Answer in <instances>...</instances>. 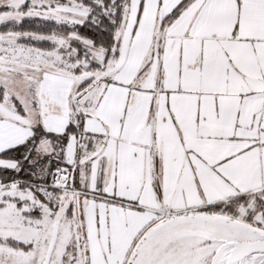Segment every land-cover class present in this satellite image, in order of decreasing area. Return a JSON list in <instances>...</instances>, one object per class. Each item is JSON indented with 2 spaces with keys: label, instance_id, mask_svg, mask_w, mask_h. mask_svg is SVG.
Returning <instances> with one entry per match:
<instances>
[{
  "label": "snow or ice",
  "instance_id": "snow-or-ice-1",
  "mask_svg": "<svg viewBox=\"0 0 264 264\" xmlns=\"http://www.w3.org/2000/svg\"><path fill=\"white\" fill-rule=\"evenodd\" d=\"M0 264H264V0H0Z\"/></svg>",
  "mask_w": 264,
  "mask_h": 264
},
{
  "label": "trees",
  "instance_id": "trees-1",
  "mask_svg": "<svg viewBox=\"0 0 264 264\" xmlns=\"http://www.w3.org/2000/svg\"><path fill=\"white\" fill-rule=\"evenodd\" d=\"M24 26L25 27H29V23L27 24V22L24 24ZM34 26V25H33ZM81 32L83 33V34H86V35H89V36H91V35H93V33H91L88 29H86V28H82L81 29Z\"/></svg>",
  "mask_w": 264,
  "mask_h": 264
},
{
  "label": "rangeland",
  "instance_id": "rangeland-1",
  "mask_svg": "<svg viewBox=\"0 0 264 264\" xmlns=\"http://www.w3.org/2000/svg\"><path fill=\"white\" fill-rule=\"evenodd\" d=\"M27 22V24L29 23L28 21H25V23Z\"/></svg>",
  "mask_w": 264,
  "mask_h": 264
}]
</instances>
